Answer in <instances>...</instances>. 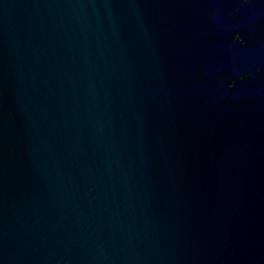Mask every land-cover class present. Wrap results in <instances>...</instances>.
<instances>
[{
	"label": "water",
	"instance_id": "water-1",
	"mask_svg": "<svg viewBox=\"0 0 264 264\" xmlns=\"http://www.w3.org/2000/svg\"><path fill=\"white\" fill-rule=\"evenodd\" d=\"M0 264H264V0H0Z\"/></svg>",
	"mask_w": 264,
	"mask_h": 264
}]
</instances>
